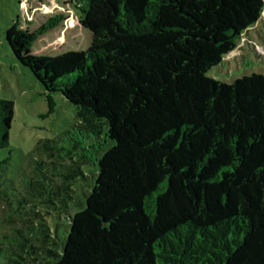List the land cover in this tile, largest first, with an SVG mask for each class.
<instances>
[{
  "label": "trees",
  "instance_id": "1",
  "mask_svg": "<svg viewBox=\"0 0 264 264\" xmlns=\"http://www.w3.org/2000/svg\"><path fill=\"white\" fill-rule=\"evenodd\" d=\"M57 1L87 46L37 52L63 12L33 29L17 16L5 42L112 144L52 264H264V75H207L264 23V0ZM12 118L0 98V148Z\"/></svg>",
  "mask_w": 264,
  "mask_h": 264
},
{
  "label": "rangeland",
  "instance_id": "2",
  "mask_svg": "<svg viewBox=\"0 0 264 264\" xmlns=\"http://www.w3.org/2000/svg\"><path fill=\"white\" fill-rule=\"evenodd\" d=\"M36 1L0 0V98L13 102L8 145L0 148V162L8 158L0 164V264L54 262L53 255L60 252L68 233L69 217L83 206L97 161L112 144L103 119L71 104L59 92H46L6 44L5 30L17 16L24 27L33 29L40 18L63 12L67 18L62 30L39 41L37 52L87 46L88 34L78 26L77 9L64 12L57 0L41 6ZM35 12L37 21L25 25L23 20L33 19ZM253 73L264 75L261 20L207 75L231 83Z\"/></svg>",
  "mask_w": 264,
  "mask_h": 264
}]
</instances>
